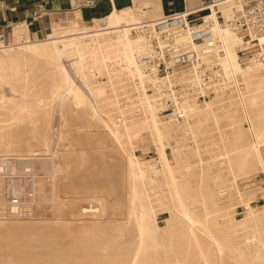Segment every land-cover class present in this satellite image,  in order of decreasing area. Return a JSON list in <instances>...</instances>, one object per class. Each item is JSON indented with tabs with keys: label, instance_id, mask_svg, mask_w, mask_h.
<instances>
[{
	"label": "rangeland",
	"instance_id": "1",
	"mask_svg": "<svg viewBox=\"0 0 264 264\" xmlns=\"http://www.w3.org/2000/svg\"><path fill=\"white\" fill-rule=\"evenodd\" d=\"M46 37L0 48V264H264V73L181 119L115 44L61 60L79 100Z\"/></svg>",
	"mask_w": 264,
	"mask_h": 264
},
{
	"label": "built area",
	"instance_id": "2",
	"mask_svg": "<svg viewBox=\"0 0 264 264\" xmlns=\"http://www.w3.org/2000/svg\"><path fill=\"white\" fill-rule=\"evenodd\" d=\"M225 11L231 16L227 17ZM214 24L230 29L238 37L240 65H255L264 73V0H204L192 11L140 21L132 30L146 41L147 53L141 55V67L149 80L143 91L161 98L160 109H172L176 117L185 119V110L216 91L225 92L229 82L234 84L230 91L237 87L240 93L238 75L231 77L224 47L214 37ZM186 34L188 40L183 39ZM7 40L0 28V48ZM182 65L188 70L179 71ZM183 72L185 83L177 79ZM182 113L184 117H180Z\"/></svg>",
	"mask_w": 264,
	"mask_h": 264
},
{
	"label": "crops",
	"instance_id": "3",
	"mask_svg": "<svg viewBox=\"0 0 264 264\" xmlns=\"http://www.w3.org/2000/svg\"><path fill=\"white\" fill-rule=\"evenodd\" d=\"M204 0H0V28L10 41L61 36L74 21L96 22L115 10L150 8L166 16L192 11ZM106 16V17H105ZM64 24V25H62ZM75 23H73L74 25ZM76 25V24H75ZM85 25V24H84ZM77 26H83L77 24ZM51 33V34H50ZM59 36V37H60Z\"/></svg>",
	"mask_w": 264,
	"mask_h": 264
},
{
	"label": "bare ground",
	"instance_id": "4",
	"mask_svg": "<svg viewBox=\"0 0 264 264\" xmlns=\"http://www.w3.org/2000/svg\"><path fill=\"white\" fill-rule=\"evenodd\" d=\"M225 15L227 17H230L231 12L225 11ZM103 21L104 22L96 21L93 27H88V28L83 27V29L79 32H72L69 34L65 33L60 37L48 39L51 41V46L41 50L42 53L50 52L52 56L59 59L65 73V78L67 79V82H69L68 90L73 91L74 92L73 94L74 95L76 94L75 96H77L79 100H81V97L83 96L82 91L73 82L72 78L70 77L69 73L67 72L66 68L64 67L61 61L63 59H66L65 55H68L66 54L68 52L73 54L72 59L76 63L75 58H76L77 49L86 50V48L88 49L94 48L98 50L102 47H110L115 44L122 47V50L124 51V55L126 56L128 62L129 72L131 74V77L135 79H142L144 77V72L140 66L141 63L139 64V57L137 55L139 42H141V45L143 46L145 51V44L142 40L143 38L140 35L137 37L135 36L136 37L135 38L131 34L132 31L127 30L128 29L127 27H130L135 24L133 23L123 24L122 15H120L119 11L117 10H115L110 15H108V17ZM213 33H214V37L217 40H219L224 47L225 63L228 69L230 68L236 71L238 74H240L242 80H243L244 71L258 68L259 71L261 72V68L258 66L248 65L246 67H243L240 65L239 61L237 60V53H236V46L238 45V43L236 44L231 41V38L235 36V34L230 29L223 28L222 26H218L217 24H214ZM110 39L113 40L112 43L109 42ZM183 39L188 40L189 39L188 34L183 35ZM83 43H85V45H83ZM59 44H61V46ZM4 57L6 56H2L0 52V62L5 60ZM7 57L9 59V56ZM73 65L75 64L73 63ZM75 66L78 67V65ZM255 75L256 73H251L249 79H254L256 77ZM209 106L210 103L207 105V108H209Z\"/></svg>",
	"mask_w": 264,
	"mask_h": 264
}]
</instances>
